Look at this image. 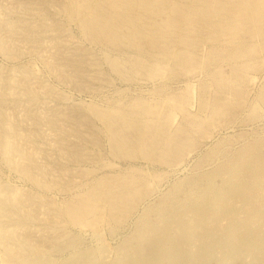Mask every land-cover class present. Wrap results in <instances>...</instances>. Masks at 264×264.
Returning <instances> with one entry per match:
<instances>
[{
	"label": "rangeland",
	"instance_id": "374dc122",
	"mask_svg": "<svg viewBox=\"0 0 264 264\" xmlns=\"http://www.w3.org/2000/svg\"><path fill=\"white\" fill-rule=\"evenodd\" d=\"M0 227V264H264V0H0Z\"/></svg>",
	"mask_w": 264,
	"mask_h": 264
},
{
	"label": "bare ground",
	"instance_id": "6f19581e",
	"mask_svg": "<svg viewBox=\"0 0 264 264\" xmlns=\"http://www.w3.org/2000/svg\"><path fill=\"white\" fill-rule=\"evenodd\" d=\"M9 145V144H8ZM10 146V145H9ZM11 150V149H10ZM0 229H1V227H0ZM2 235V234H1ZM1 235H0V237H1ZM164 257H166V256H164ZM165 260V259H164ZM166 261V260H165ZM211 261V260H210ZM207 263H208V261H207Z\"/></svg>",
	"mask_w": 264,
	"mask_h": 264
}]
</instances>
